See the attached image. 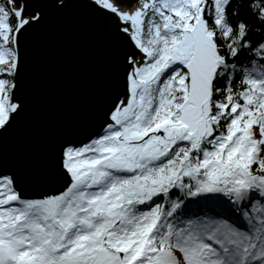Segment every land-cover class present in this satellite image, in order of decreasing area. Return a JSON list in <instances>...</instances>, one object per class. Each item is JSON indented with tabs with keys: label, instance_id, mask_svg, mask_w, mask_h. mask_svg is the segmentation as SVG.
Segmentation results:
<instances>
[{
	"label": "water",
	"instance_id": "95a60500",
	"mask_svg": "<svg viewBox=\"0 0 264 264\" xmlns=\"http://www.w3.org/2000/svg\"><path fill=\"white\" fill-rule=\"evenodd\" d=\"M108 1L113 11L96 0H14L26 21L15 39L17 108L0 126V178L10 179L19 199L64 193L73 183L65 150L100 137L118 102L129 99L128 74L136 75L144 54L125 30L131 21L116 11L132 20L144 7ZM248 1L263 0H241Z\"/></svg>",
	"mask_w": 264,
	"mask_h": 264
},
{
	"label": "trees",
	"instance_id": "16d2710c",
	"mask_svg": "<svg viewBox=\"0 0 264 264\" xmlns=\"http://www.w3.org/2000/svg\"><path fill=\"white\" fill-rule=\"evenodd\" d=\"M160 1L148 0V4L143 1L142 7L144 8L139 20L129 27V33L145 53V60L139 73L131 79L133 86L132 99L116 118V122L119 125H130L132 133L136 131L145 134L151 129L169 123L171 120H177L179 114L177 106L184 100L185 95L179 78L184 77L185 82H188L186 69L181 68L180 65L172 61V52H170L174 49L173 43L175 40L181 36L179 27L182 21L176 15H171L166 7H159L157 4ZM202 3L201 18L221 58L210 83L207 100L209 121L217 140L220 138L219 136L228 130L227 127H230L232 119L239 116L240 112L243 118L238 117V119L243 120V123H247L251 112L259 115V111H264L260 105L253 106L248 98H253L255 95L250 80L251 76L249 75L258 69L264 71V0L252 4L243 3L241 0H223L220 12H218L214 0H202ZM17 7L14 0H0V16L3 15L4 11L8 12L10 40L6 45L12 51L14 57L16 53L15 35L22 18ZM1 48L0 44V50ZM177 69H180V72H178V75H174ZM14 70L15 65L7 66L0 63V88L4 83L13 80ZM235 108H239L236 114L234 112ZM117 130V126H109L100 138L95 139L89 145V148L93 151H90L84 160L80 158L83 152L78 153L81 155H77L80 158L77 160L72 159L70 156L71 151H74L73 149L66 150L65 165L73 174L75 185L67 191V194H63L57 199L59 213L64 211V215L67 213L72 214L73 208L77 205L88 208L86 204L94 197L102 198L108 204L107 206L112 209L115 207L121 210L122 206L138 196V192H134L133 181L136 180L135 176L140 174L147 177H156L166 182L169 181L168 183L176 181V186L168 192L166 199L158 197L154 200L157 204L156 210L161 213L167 212L173 202L177 203L185 194L192 192L205 183L204 176L208 175L211 169L204 158L202 161V157L196 158L193 156L192 166H189L190 169L185 172L182 178H178L181 171L179 166L175 165L174 169L170 168L172 162L164 163L160 167L148 166L146 169L141 167L135 171H133V168L124 171L122 167L115 164L116 161L107 163L108 166L105 168L100 167L101 162L111 153L112 147L118 145ZM109 136L115 138L108 141ZM191 138H195V136ZM216 140L209 142L215 143ZM209 142L206 143L208 148ZM193 145L191 147L185 145V154L181 152V156L190 154L193 151L190 150ZM83 148L75 150L81 151ZM260 153L261 149L258 146L256 152L258 160L251 163L250 166H246L245 175H241L236 171V176H240L250 189L252 188L249 198L242 199V204L244 203L242 218L245 222L253 219L251 214L256 210V208L250 210L247 208L249 201L259 206L264 205V198L260 192L262 183L260 180L261 176L264 175V162H258ZM200 156H202L201 153ZM169 157L173 159L172 154ZM182 161V159H179L177 164ZM94 163L97 165L96 167H94ZM155 165H160V163ZM177 169L179 172L172 179L171 173ZM95 189L99 192L96 193ZM68 194L71 198L67 196ZM95 198L93 199L94 207L92 211L99 207ZM31 203L34 206L29 211L33 212V215L42 219L47 216L43 214L41 205L45 206L44 209L49 212L48 205L41 201H32ZM136 205L140 207L138 204ZM138 210L140 209L137 208ZM191 212H193L192 207L187 206L186 208L185 205L180 208L177 215L179 219L171 217V222L168 220V232L177 235L179 228H181L178 225L180 220ZM60 215L63 216V213H60ZM139 216H141V213L136 217ZM71 217V222L64 235L69 242L78 238L80 235L77 232L80 227L83 228L82 223H78L76 220L77 216L71 215ZM101 223L99 220H93L91 224L93 230L103 229L104 226H101ZM156 228L158 234L166 233V225L162 224Z\"/></svg>",
	"mask_w": 264,
	"mask_h": 264
},
{
	"label": "rangeland",
	"instance_id": "374dc122",
	"mask_svg": "<svg viewBox=\"0 0 264 264\" xmlns=\"http://www.w3.org/2000/svg\"><path fill=\"white\" fill-rule=\"evenodd\" d=\"M101 1V2H100ZM96 0L98 3H103L102 5L106 6L109 10L113 11V8L109 7V1L108 0ZM142 0L138 1V4L140 7H142ZM215 6L220 12L222 10L223 6V0H214ZM202 0H161L159 4H157L159 7H166L170 14L176 15L179 20L182 21V24L179 28H182L184 30L183 37L175 44L174 49L172 50L171 57L172 60H176L179 62H182L184 65H186L188 69V77L189 82L188 84H185V100L180 106L181 109V121H175L171 122L169 125L170 134L178 135L182 133L183 127H185V130L190 129V132H196L201 131L203 127L205 126V123L203 125L201 124L202 121V112H203V105L205 103V97L207 94V82L212 78V75L214 73V70L216 68V64L218 59H220V56L217 54V51L214 47L213 40L210 36V34L207 33L204 27V23L201 19L198 18L197 11L201 7ZM244 3V2H243ZM196 5V10L194 11L193 6ZM22 7V6H21ZM18 11H21V8L18 9ZM116 13L120 17H124L123 20L125 21H137L140 17V14L137 15V19L135 16L132 17V20L130 18L125 17L120 12L116 11ZM37 15L32 17L31 19H36ZM8 20V14L3 13V15L0 16V36L3 40H5L10 33V28L7 24ZM26 21V17L23 18L22 23ZM2 48L0 50V63H8V65H12L11 62V53H9L4 46V44H1ZM143 64V63H142ZM142 65L139 67V71L141 70ZM136 73V74H137ZM173 76V74H172ZM255 82V91H254V97H248L249 101H251V104L254 106L260 105L261 108L264 110V74L263 73H257L254 77ZM13 80H10L6 83H4L0 88V126L4 124L7 119L10 116V113L12 109L15 107L14 103H11V93L13 88ZM131 96H129V99L127 101V105L131 101ZM258 101L260 102L258 104ZM127 105L120 109V113L127 107ZM234 111L236 114V111L239 110V108H235ZM238 117L243 118L242 114L240 112L239 116H235V119H232L231 123V129L227 127V131L223 133V136L225 138L220 139V144L225 147L223 152V147L220 145L219 148H217L215 151L219 154H222L226 157L228 162L239 164L243 167L250 166L251 163H254L255 160H258L257 155H254L253 152H251L252 146L247 144L246 146H243V138L244 136L248 137L251 135L254 138L255 143L260 147L261 153L259 154V163L260 161L264 162V111H259V115L256 113L251 112L249 116L248 123L250 124V131L251 134L238 132L236 129L240 125V122H244L243 120H239ZM201 124V125H200ZM249 131V132H250ZM119 138L121 139L120 146H114L111 149V153L109 156H107L99 165L100 167H104L106 163H110L111 161H117L118 164L124 165V160L126 153L120 156V149H123L125 147V143L123 141V147H122V138L128 140V126H121L119 132ZM211 139H215V135L211 134ZM115 137L109 136L108 141L111 139H114ZM229 139V140H228ZM125 141V142H126ZM215 147V146H214ZM204 146L201 148L202 151V161L203 158L205 161L211 158L212 154L215 152L213 149H211L207 155L208 157H204L203 155V149ZM90 151H93L89 148V146L84 147L81 151L74 150L71 151V158L72 159H82L86 157L87 154L90 153ZM212 151V153H211ZM79 152H83V154H78ZM77 155H81L79 158ZM120 156V157H119ZM88 157V156H87ZM109 157H111L109 159ZM195 157H200V155L195 154ZM109 159V160H108ZM124 159V160H122ZM229 159V160H228ZM74 161V160H73ZM209 161V160H208ZM95 165V163H94ZM227 165V164H226ZM95 165L94 167H96ZM213 166L215 167V177L218 179L217 182L214 183L215 186H218V188L221 190L222 194L225 196H229V186L227 185V178L229 175H232L233 167L227 165L224 166L219 160L218 162H213ZM93 167V168H94ZM188 168V167H187ZM186 168V169H187ZM220 173L221 176H220ZM222 180V181H221ZM134 190L135 187L133 186ZM151 189V188H149ZM98 192V191H96ZM218 191H209V189L202 190L201 193L198 195L203 197L208 196H216ZM210 194V195H209ZM14 194L12 193V187L10 184V180L8 178H0V216L1 214L5 217H12L14 216V213L16 210L20 209V207L14 203L11 205H8L11 197H13ZM95 198V197H94ZM93 198V199H94ZM93 199L89 200L88 206H93ZM97 201L98 206L101 209L102 214L106 215H114L112 208L110 206L106 205V202L99 197L95 198ZM19 207V208H18ZM153 207V206H152ZM226 209L231 210L229 205L225 206ZM247 208L255 209V205H247ZM152 208L149 209V211ZM233 214V217L236 219L238 218L239 212L237 211H231ZM264 210L262 212L254 213L252 220V223L245 227L240 225L238 227L237 225H232L231 222L227 217H210L209 215L205 216L202 219H199L198 223L201 226L199 230H196L197 226L195 224H190L186 228H183L178 236V240L174 243L172 239H167L168 246H172L174 243V248H172V254L173 256L169 258L167 261H169V264H211L209 261L210 256L208 255V252H204V248L206 249V243L207 245L211 246L209 237H220L225 234L229 233H238L246 231L244 228L248 229H254L258 227L259 225H264ZM120 215V226L121 228L126 232L129 233V235H126V237H130V239L126 242L125 248L122 250L123 254L120 257L118 254L110 256L112 259V262L110 264H121L123 259H125V262H132L136 261L134 260L135 257H143L145 260L141 261L142 264H164L165 253H157L153 254L152 256L148 254L147 244L149 242H152L153 239L150 238L149 241L144 237V233L148 232V226L150 223L152 224V221L155 219L154 212H150L148 215H146L145 218L142 219L140 222L139 229H135L132 227L131 223L132 221L130 218H132L131 214V208H127L125 210L117 212ZM241 217L244 215V206L240 210ZM22 214V213H21ZM88 213L81 214V220H83L84 217L87 216ZM26 216H17L14 218L15 224H18L19 219L27 217ZM32 217V216H30ZM52 217V216H51ZM243 222V218H241ZM248 219V218H247ZM250 221V220H249ZM61 227L62 228H68V225L70 224V218L62 217L60 218ZM212 225V223H214ZM54 223H56L54 221ZM252 224V225H251ZM48 226H51V222L48 224ZM61 227L57 224L56 227V233L61 234ZM213 227V228H212ZM113 228V226H110L109 229ZM17 229H21L18 227ZM143 230V232H142ZM52 231V230H50ZM110 231V232H109ZM25 232V230L23 231ZM54 232V231H52ZM109 233H115L116 236L112 239L114 240H121V236L119 235L120 231L118 228L115 227V230H108ZM258 232V231H254ZM253 233V234H254ZM118 234V235H117ZM223 238V237H222ZM108 241V239H107ZM144 246V249H143ZM210 250V249H209ZM207 251V250H206ZM211 251V250H210ZM26 252L25 254H27ZM12 259L15 260L13 254L11 255ZM160 257L161 259H158Z\"/></svg>",
	"mask_w": 264,
	"mask_h": 264
},
{
	"label": "bare ground",
	"instance_id": "6f19581e",
	"mask_svg": "<svg viewBox=\"0 0 264 264\" xmlns=\"http://www.w3.org/2000/svg\"><path fill=\"white\" fill-rule=\"evenodd\" d=\"M248 3H250V1H248ZM233 200H234V197L232 196V197H231V201H233ZM229 204H230V203H229Z\"/></svg>",
	"mask_w": 264,
	"mask_h": 264
}]
</instances>
